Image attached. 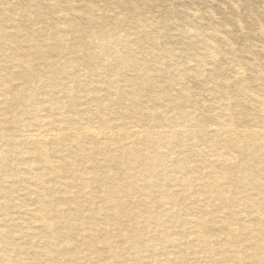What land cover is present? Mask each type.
<instances>
[{
    "label": "bare ground",
    "instance_id": "obj_1",
    "mask_svg": "<svg viewBox=\"0 0 264 264\" xmlns=\"http://www.w3.org/2000/svg\"><path fill=\"white\" fill-rule=\"evenodd\" d=\"M0 264H264V0H0Z\"/></svg>",
    "mask_w": 264,
    "mask_h": 264
},
{
    "label": "rangeland",
    "instance_id": "obj_2",
    "mask_svg": "<svg viewBox=\"0 0 264 264\" xmlns=\"http://www.w3.org/2000/svg\"><path fill=\"white\" fill-rule=\"evenodd\" d=\"M20 164H21V163H20ZM20 164H19L20 168L23 167V165H22V164L20 165ZM24 183H25V182H24ZM22 184H23V183H22ZM14 186H16V185H14ZM15 196H19L18 199H17V200H18L17 202H19V203H25V204L28 203V202L31 203L30 200H28L27 198H25L26 196L24 195L23 191H22V192H19L18 194L15 193ZM15 199H16V198H15ZM29 206H31V205H29ZM14 213H15L16 218L18 217V220H19V221H21V220H22V221L27 220V221L30 223L29 225H31V226H35V225H36V222L33 223L34 221H33V222L31 221L32 219L30 218V217H31V214H30V213L25 214V215H20V213H18V212H14ZM18 214H19V215H18ZM26 216H27V217H26ZM29 219H30V220H29ZM33 220H34V219H33ZM12 226H14V225H12ZM13 228H15V226H14ZM15 237H16V239L18 238L17 235H15ZM17 240L20 241V242L22 241L20 238L17 239Z\"/></svg>",
    "mask_w": 264,
    "mask_h": 264
}]
</instances>
